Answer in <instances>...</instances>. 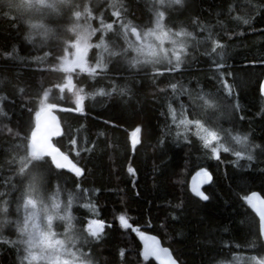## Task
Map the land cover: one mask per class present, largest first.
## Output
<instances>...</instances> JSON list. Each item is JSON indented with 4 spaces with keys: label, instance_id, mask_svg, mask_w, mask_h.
<instances>
[{
    "label": "trees",
    "instance_id": "16d2710c",
    "mask_svg": "<svg viewBox=\"0 0 264 264\" xmlns=\"http://www.w3.org/2000/svg\"><path fill=\"white\" fill-rule=\"evenodd\" d=\"M109 5L120 13L123 21L129 19L138 26L145 25L150 18L145 0L100 2L90 25L91 29L101 28L95 17L103 11L104 23L114 25L111 31L103 33L109 44L118 39L115 33L121 28V23L109 13ZM164 10L169 26L174 23L198 39L196 46L186 51L181 66L157 74V69L129 68L125 64L123 70L108 76L118 86H127L128 94L86 97L85 111L78 114L60 110V106L73 107L74 98L54 87L63 82V74L51 71L54 58L74 46L68 31L60 26L57 33L43 36L46 42L42 44L39 33L24 18L0 7V94L9 98L0 101V107L8 113L0 117V194L7 193L0 198L10 202L9 219L13 221L4 228L5 232L2 230L4 237H17L14 222L19 217L16 207L20 193L12 187L16 183L20 188L19 177L8 180L16 169L10 161L13 156L19 159L27 155L26 151H20L19 140L7 134L5 125L13 133L17 130L29 133L40 112L42 97H39L48 89L49 102L58 103L54 111L63 130L53 144L70 154L69 158L83 168V174L76 177L64 171L59 180H52L45 194L56 192V198L67 200L72 228L82 235L80 249L90 256L92 264H154L142 257L139 235L131 230L135 226H150L149 230L139 231L158 237L180 264H218L235 255H264L259 248L264 241H256L259 221L244 199L253 191L264 198V175L260 171L264 169V152L252 148L264 145V98L259 93L264 78V0H184L183 7ZM241 13L247 14L251 26L234 19ZM13 17L16 27L10 26ZM197 19L204 31L193 23ZM92 34L91 31V42L100 41V32ZM28 35L31 41L26 39ZM217 38L225 47L213 53L211 41ZM119 43L122 45L123 40ZM45 52H50V56L45 57ZM96 55L93 48L90 60L95 61ZM215 62L224 65V73H232L227 79L233 91L231 96L221 94L218 109L221 117L216 120L214 130L221 135L220 142L237 134L246 135L253 161L236 160L231 152L223 151L219 152V160L212 159L195 137L191 145L182 138L176 142L177 128L169 107L178 122L181 112L191 118L197 103L203 105L196 99L201 90L216 94L214 73H219L215 71ZM71 75L77 83L87 81L89 92L111 86L103 74L97 76L94 84L86 74ZM21 87L23 95L19 93ZM61 96L62 101L57 99ZM22 103L24 108L20 106ZM137 125L142 126V132L138 134L140 142L133 146L130 134ZM169 127L172 135L161 144ZM72 139L77 140L80 155L73 151ZM228 144L236 150L235 145ZM27 145L28 141L25 148ZM128 167L133 168L134 174L127 171ZM201 168L212 175V182L204 188L210 197L206 202L193 197L188 189L190 177ZM177 204L181 207L176 208ZM120 214H125L131 227L119 224L116 217ZM95 219L105 224L100 229L101 240L86 236L85 241L83 232L89 221ZM0 264H17L14 248L0 245Z\"/></svg>",
    "mask_w": 264,
    "mask_h": 264
},
{
    "label": "snow or ice",
    "instance_id": "6c2138e0",
    "mask_svg": "<svg viewBox=\"0 0 264 264\" xmlns=\"http://www.w3.org/2000/svg\"><path fill=\"white\" fill-rule=\"evenodd\" d=\"M40 2L43 4V0H40ZM25 3L26 6H31V0H25ZM155 5L157 7L153 9L152 16L143 26L134 25L130 21L124 22L119 12H112V16L116 17L117 22L121 23V28L115 33L118 39L112 41L111 46L105 42L103 33L104 31H111L114 25L105 24L104 20L100 19L101 28L92 29L93 34L100 32L99 43L95 45L89 43V33L85 30L80 37L81 40L84 41V47L76 61H73L72 53L67 50L63 55H58L54 58L51 64V71L63 74V82L57 83L54 87L61 93L67 91L74 98L72 101L73 107L60 106L61 111L82 114L85 111L84 101L86 97L97 95L101 97L127 95L129 92L127 86H118V82L113 77L108 76V73L123 70L125 64L129 68H138L142 64H151L155 66L163 59H167L170 67L157 69V74L174 71L181 66V54L185 53L188 46L187 40L195 39V37L192 32L186 31L184 28H177L174 23L169 26L167 23L166 11L164 9H171L174 6L183 7L184 0H155ZM47 6L51 7V5ZM84 13L87 14L89 20L92 19L93 14L89 3H87L84 8ZM73 15L77 20L80 19L82 13L79 4L75 6ZM234 19L241 20L243 24L251 26L246 13H241L240 16ZM11 21L13 23H11L10 26L16 27L17 23L14 17L11 18ZM193 23L199 26L201 31L205 30L198 19L194 20ZM38 27H43V25ZM49 31L50 29L44 28L41 35L47 37ZM141 31H143V36H141ZM129 33L132 37H135V40L129 38ZM26 39L31 41V35L26 36ZM121 39L123 40L122 45L119 43ZM157 41L159 42V47L155 43ZM165 41L172 45L171 49L163 47ZM211 43L213 53H215L218 48L223 49L225 47L219 42L218 38L212 39ZM93 47L98 51L95 63L91 64L86 57L88 56L89 49ZM103 53H107L109 57H114L115 59L105 61ZM205 54L207 55V53ZM44 56L49 57L50 52H45ZM121 61H123V63ZM173 61H175L174 64L172 63ZM214 67L215 71L219 73L218 75L214 73V78L218 84L217 93H204L201 90L197 94L196 99L202 101L203 105L201 106L197 103L196 108L191 113V118L185 116L184 113L181 112V118L177 122L174 110L171 106L169 107V113L172 114V121L177 128L175 137L176 142L179 143L182 138L185 144L191 145L193 142L192 137H195L200 147L206 152L211 153L212 159L219 160V152L223 151L225 153L231 152L236 160L243 158L248 161H253L254 156L252 155L251 148H249L248 137L246 135L241 136L237 134L232 137L235 143L241 148V150H233L221 143L218 131L213 130L217 127L214 117H216V110L220 107L219 101L223 99L221 94L231 96L233 91V85L228 83L227 79L229 76H232V73H224V65L222 63L215 62ZM76 69L79 70L76 74L77 76L86 74L87 77L93 81V84L97 76L103 74V76L109 79L111 86L108 88H95L92 92H89L87 81L84 83H77L76 77L71 75ZM170 87L175 89L176 85L170 84ZM260 92L261 95L264 96V82H261ZM19 93L23 95V87L19 89ZM189 95H191V93H189ZM41 97L42 101L39 105V110L48 113L50 117L54 118L55 126L58 131L46 133L39 147L32 146L30 148H25L26 141H34L36 123L29 133L23 134L19 130L13 133V130L5 125L7 134L19 140L20 151H26L27 155L21 156L19 159H17V156L12 157L10 163H14L16 169L14 174L8 178L9 181H15L16 177H19L20 188H17L16 183H13L12 187L13 190L20 193L17 196V213H19L21 209L23 210V220L21 221L17 218L14 222L15 231L17 233L15 239L4 237L2 235V230L12 224L13 221L9 219L10 202L7 199L0 198V217H2V219H0V245L15 249L17 264H90V261L85 258L86 254L80 251L78 246L79 238H73L69 235L72 228V217L66 211L63 215H60L61 205L57 202V193L53 192L47 197L44 195L45 190L51 185L52 180L54 178L59 180L65 170L71 172L76 177H80L83 174V168L70 160V154L61 152L49 142L51 137L61 135V128L57 122V118L55 115H52L53 110L58 108V103L49 102L51 97L48 89L43 90V95L39 98ZM8 99L7 95L0 94V101ZM57 99L62 101L64 98L61 96ZM20 106L24 108L25 104L22 103ZM29 111L31 114V109H29ZM5 116H8V113L3 107H0V117ZM105 123H108V121H105ZM36 131H38V129ZM141 132L142 126L140 125H137L131 132L130 137L133 146L140 142L138 134ZM171 135V127H169V132L160 140V143L164 144L167 136ZM70 143L75 146L73 148L75 154L80 155V146L77 140L72 139ZM252 148H259L264 152V145H252ZM233 163H235V161H233ZM127 171L130 174H134L132 167H128ZM260 171L261 174L264 175V169ZM198 175H202L205 178L204 182L210 183L212 180L210 172L204 168L200 169ZM76 186L79 188L78 183ZM192 191L202 201L210 199L199 187L194 186ZM4 196H7V193L0 194V197ZM254 198L259 199L256 192H252L250 196L244 197L245 201L255 209V205L253 204ZM71 199L72 197L69 196V203H71ZM49 201H51V203H49ZM260 203L264 204V200H261ZM180 207L181 205H176V208ZM255 210L259 217V229L256 241H264V209ZM41 213H43L47 221L46 224L43 225L40 223ZM57 218L64 221V239L57 238L58 234L53 231V220ZM116 219L122 227H131L125 214H120ZM173 219H175V217H173ZM89 223L95 225V227L87 229L88 237L98 241L101 240V232L98 230L105 226L104 221L95 219L90 220ZM108 226L110 227V225ZM131 230L143 237V233H141L137 227H132ZM253 235H256L255 232ZM88 237L84 238L85 241H87ZM150 239L152 243L145 245L146 251L144 255L151 254L158 257L160 252L167 254V249H159L155 244V239ZM251 246L254 247L255 242ZM259 248L261 251H264V243H261ZM248 259L250 264H264V255H253ZM168 264H178V260L169 258Z\"/></svg>",
    "mask_w": 264,
    "mask_h": 264
},
{
    "label": "rangeland",
    "instance_id": "374dc122",
    "mask_svg": "<svg viewBox=\"0 0 264 264\" xmlns=\"http://www.w3.org/2000/svg\"><path fill=\"white\" fill-rule=\"evenodd\" d=\"M102 1H107L109 2L110 0H43V4H41L40 0H31V6H26L25 0H0V7H5V9L12 11L14 13H17L18 16L22 17V19L24 18L29 27L38 32L39 35L41 36L40 38H42L41 43H45L46 40L43 39V36L41 35V32L44 30V28H48L50 29L49 33H57V28H59L60 26H62V28H64L66 31H68V36L72 37L73 39V44H74V48L78 49L80 52L84 47V41L81 40V34L87 30V32L89 33V43H91L92 45H95L98 42H91L90 38H91V20L94 19V11L98 9V5L100 4V2ZM147 7L150 10V17L153 14V9L156 8L157 6L155 5V0H145ZM87 3H89L90 8L92 10V19H88L87 14L84 13V8L86 7ZM79 4L80 6V11L82 13L81 17L79 20H77L74 15H73V10L75 8V6ZM47 5H51V7H48ZM110 6V5H109ZM113 6L111 5L109 8V13L112 15V12H114L115 10L112 8ZM117 12V11H116ZM103 17V11L102 12H97L96 13V20H100ZM125 19V18H123ZM126 20V21H125ZM124 22H131L132 24H134L131 20L129 19H125ZM25 21V22H26ZM123 21V20H122ZM40 25H43V27H38ZM135 25V24H134ZM37 26V27H34ZM150 26V25H149ZM175 30V29H174ZM107 31H104V33ZM95 34V33H94ZM92 34V35H94ZM66 36V37H68ZM129 38L131 40H134V37L131 36V34L129 33ZM141 36H143V31H141ZM195 37V36H194ZM180 39H187V38H180ZM45 40V41H44ZM106 42V41H105ZM107 44H109L108 42H106ZM157 44V46L159 47V42H155ZM188 46L185 50V53L181 54V60H183L186 51L189 48H194V46H196V44L198 43V39L195 37V39H188L187 40ZM201 44V41L199 42ZM109 46H111V44H109ZM163 47H166L168 49H171L172 45L169 44L167 41L164 42ZM95 48V47H93ZM90 48L88 51V57H90V54L92 52V49ZM96 49V48H95ZM97 50V49H96ZM98 51V50H97ZM102 51V50H101ZM104 59L107 60L109 58L107 53H103ZM112 58V57H111ZM94 63V61H93ZM173 64L175 63V61L172 62ZM169 62L167 59H163L159 64L157 65H151V64H142L139 66V68H144V67H150L153 68V70L162 68V67H168ZM41 112V111H40ZM218 117V119H217ZM221 117V112L219 113L218 110H216V117H214L215 120H219V118ZM214 130V129H213ZM220 136V140H221V135ZM233 136H230V140L224 139L223 144H225L227 146L230 145L231 147L236 148V150H241L240 146L237 145L235 143V141L232 139ZM229 142H227V141ZM231 141V142H230ZM249 142V139H248ZM45 197L50 196V195H46L44 193ZM57 199V202L61 205V211H60V215H63L64 212L66 211L67 213H69V207H68V202L65 198L63 199ZM22 203V201H21ZM49 203H51V201H49ZM16 212H17V207H16ZM23 210L21 209V211L19 212V219L22 221L23 220ZM16 221V220H15ZM46 219L43 216V213H41V219H40V223L46 224ZM53 231H55L58 234L57 238L60 239H64L65 238V232H64V221L60 220V219H54L53 220ZM90 227H95V225L93 224H88L85 231L83 232L84 236L86 237L88 236L87 229ZM100 231V230H98ZM5 232V229H4ZM3 235V233H2ZM70 237H78V246L80 248V240L82 239V235H79L75 232V230L73 228H71L70 231ZM81 252L82 249H80ZM84 253V252H83ZM250 256H245V255H235L233 256L230 260L228 261H221L218 264H250L249 262V258ZM85 258L90 261V256L85 255Z\"/></svg>",
    "mask_w": 264,
    "mask_h": 264
},
{
    "label": "water",
    "instance_id": "95a60500",
    "mask_svg": "<svg viewBox=\"0 0 264 264\" xmlns=\"http://www.w3.org/2000/svg\"><path fill=\"white\" fill-rule=\"evenodd\" d=\"M261 82H264V78L261 80ZM261 82H260V85H261ZM260 85H259V93H260V96L262 98H264V96H262L261 92H260ZM52 115L56 116L57 122L59 123L60 128H61V134H62V131H63L62 126H61L59 119H58V116L54 110L52 112ZM35 123H36V129H34V132H35L34 141H32V140L28 141V145H27L28 148H30L32 146L39 147L41 145L42 139L46 133H52V132L58 131V129L55 126L54 118L50 117L48 115V113H46V112H39V114L36 116V118L34 120L33 127L35 126ZM37 129H38V131H36ZM59 136H61V135H59ZM59 136L51 137L49 142L53 144V139L58 138ZM65 171H67V170H65ZM198 173L199 172L194 173L188 181L189 192L193 197H195L197 199H199V198L193 193V191H192L193 187L194 186L199 187V189L204 192V188H206L212 182V180L210 183L204 182L205 178L202 175H198ZM253 192H256L257 196L259 197V199H256V198L253 199V204L255 205V209H264V204L260 203V201L264 200V198L257 191H253ZM251 193L249 194V196L251 195ZM203 202H206V201H203ZM249 207L254 212V214L256 215V217L259 221V217L256 213V210L250 205H249ZM135 227H137L139 230H149L151 228L150 226H135ZM142 233H143V237L139 236V243H140V247H141L142 257L147 258V259H151L154 262V264H168L169 258H171L172 260H176L173 256L171 250L168 247L164 246L158 237H156L155 235H153L152 233L147 232V231H144ZM150 238L155 239V244L158 246L159 249H167V254L160 252L158 257L156 255H151V254L144 255V253L146 251L145 245L152 243V240ZM178 264H180V263L178 262Z\"/></svg>",
    "mask_w": 264,
    "mask_h": 264
},
{
    "label": "flooded vegetation",
    "instance_id": "af4514ba",
    "mask_svg": "<svg viewBox=\"0 0 264 264\" xmlns=\"http://www.w3.org/2000/svg\"><path fill=\"white\" fill-rule=\"evenodd\" d=\"M134 40H135V37H134ZM69 52H71L72 53V59H73V61H76L77 60V57L80 55V51L78 50V49H75L73 46L71 47V50L69 51ZM86 59L88 60V62L89 63H91V64H94L95 63V61H94V63H93V61H91L90 60V57H86ZM105 61H108V59L107 60H105ZM79 72V70L78 69H76L73 73H71V74H77Z\"/></svg>",
    "mask_w": 264,
    "mask_h": 264
}]
</instances>
